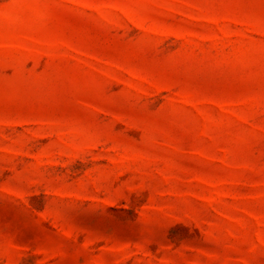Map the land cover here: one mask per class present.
<instances>
[{
  "label": "rangeland",
  "instance_id": "obj_1",
  "mask_svg": "<svg viewBox=\"0 0 264 264\" xmlns=\"http://www.w3.org/2000/svg\"><path fill=\"white\" fill-rule=\"evenodd\" d=\"M0 264H264V0H0Z\"/></svg>",
  "mask_w": 264,
  "mask_h": 264
}]
</instances>
